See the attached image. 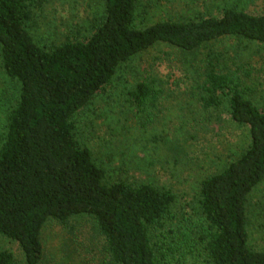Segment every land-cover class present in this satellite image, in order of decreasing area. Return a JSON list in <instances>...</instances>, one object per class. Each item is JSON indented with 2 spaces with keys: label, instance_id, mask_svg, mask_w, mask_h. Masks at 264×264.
Listing matches in <instances>:
<instances>
[{
  "label": "trees",
  "instance_id": "obj_1",
  "mask_svg": "<svg viewBox=\"0 0 264 264\" xmlns=\"http://www.w3.org/2000/svg\"><path fill=\"white\" fill-rule=\"evenodd\" d=\"M36 1L0 0V65L18 84L0 144V235L18 244L24 263L41 260L47 219L65 223L87 214L117 264H264V249L250 247L247 230L248 195L264 180V111L237 74L227 66L221 70L219 54L207 55L200 101L216 108L225 100L230 118L248 127L249 142L222 170L201 180L195 230L188 220L171 222L177 203L171 189L122 178L108 182L74 124L123 63L156 44L187 53L229 37L264 45V9L253 14L224 6L219 16L138 27V0H105L87 36L47 47L27 27ZM159 92L153 81H140L130 97L138 106L149 105ZM15 262L11 250L0 249V264Z\"/></svg>",
  "mask_w": 264,
  "mask_h": 264
},
{
  "label": "rangeland",
  "instance_id": "obj_2",
  "mask_svg": "<svg viewBox=\"0 0 264 264\" xmlns=\"http://www.w3.org/2000/svg\"><path fill=\"white\" fill-rule=\"evenodd\" d=\"M104 1L37 0L27 27L35 41L47 47L66 38L82 39L101 19ZM137 4L134 24L138 27L165 19L219 16L224 6L253 14L264 9L262 0H138ZM215 53L220 55L216 61L221 70L227 66L237 74L246 95L264 111V45L229 37L192 53L156 44L134 55L74 116L79 142L105 169L108 182L122 178L171 189L177 196L171 222L176 226L188 220L192 230L197 228L201 180L222 170L249 142L248 127L230 118L225 100L216 108H205L200 101L207 55ZM140 81H153L159 88L154 103L138 106L130 97ZM17 94L18 84L0 65V144L7 111ZM247 216L249 245L263 250L264 180L248 195ZM41 243L38 264H117L94 218L87 214L72 216L65 223L47 219ZM0 249L11 250L15 264H25L18 244L1 235Z\"/></svg>",
  "mask_w": 264,
  "mask_h": 264
}]
</instances>
